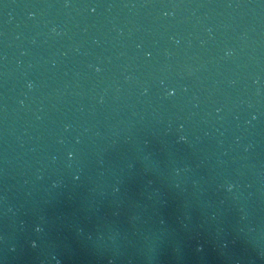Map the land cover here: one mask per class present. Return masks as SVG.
<instances>
[{
  "label": "water",
  "instance_id": "water-1",
  "mask_svg": "<svg viewBox=\"0 0 264 264\" xmlns=\"http://www.w3.org/2000/svg\"><path fill=\"white\" fill-rule=\"evenodd\" d=\"M0 15L153 25L264 58V0H0Z\"/></svg>",
  "mask_w": 264,
  "mask_h": 264
}]
</instances>
